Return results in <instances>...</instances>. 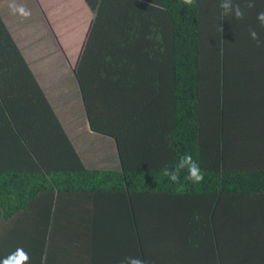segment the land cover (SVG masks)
<instances>
[{"label": "trees", "instance_id": "trees-1", "mask_svg": "<svg viewBox=\"0 0 264 264\" xmlns=\"http://www.w3.org/2000/svg\"><path fill=\"white\" fill-rule=\"evenodd\" d=\"M35 1L52 24V0ZM73 5L69 26L86 32L81 51L53 31L78 79L89 125L115 141L121 169L84 165L17 42H42L36 20L12 31L0 12V222L44 192L91 194L99 206L127 195L202 196L213 219L228 196L264 193V119L255 115L264 108V44L249 35L255 28L264 39L256 20L264 0L243 20L221 18L218 0H195L192 7L183 0ZM57 7H50L53 14ZM243 120L253 127L263 121L248 149ZM184 154L200 165L203 182L186 181V171L179 183L163 176L162 168ZM218 243L194 249L222 257L227 246ZM185 245L181 255L192 250Z\"/></svg>", "mask_w": 264, "mask_h": 264}, {"label": "crops", "instance_id": "crops-1", "mask_svg": "<svg viewBox=\"0 0 264 264\" xmlns=\"http://www.w3.org/2000/svg\"><path fill=\"white\" fill-rule=\"evenodd\" d=\"M34 1L19 0L17 4L31 10L30 19L36 20L37 35L47 36L51 44L59 45L55 48L63 51L53 31V28L57 29L63 37L75 42L70 50L78 52L86 32L69 26L76 9L73 0H52L58 4L57 14L51 11L53 3L50 7L48 3L52 24ZM74 1L82 3V0ZM0 12L5 18L1 5ZM9 15H6L9 17L6 22L13 31L18 27L16 20L13 25L9 20L19 15L11 12ZM17 42L42 86V77L29 62L33 56L29 54L27 57L25 52V47L32 50L38 44L22 45L19 39ZM64 55V62L69 64ZM47 58L48 64L54 62L52 56ZM74 85V96L82 104L79 111L74 109L64 114L63 110L70 107L67 105L69 99L63 102L64 96L58 98L45 93L84 165L90 169L120 170L115 141L92 130L77 77ZM255 115L264 119V108L257 110ZM243 121L245 124L242 122L240 132L243 137L250 138L244 144L248 149L256 127H262L264 120L257 121L255 127ZM96 140L100 146L108 147L109 153L97 155L93 151L94 147L98 148L94 145ZM81 142L85 144L84 148ZM122 198L114 206H99L91 194L44 192L25 211L11 220L0 222V258L22 247L29 255V264H121L126 256H141L146 264H264V193L228 196L215 219L211 216V209L204 211L206 203L202 196L139 194L134 200L129 195L126 201ZM130 200L132 203L128 205ZM209 242H214V246L216 243L220 245L218 242L227 246L222 257L218 254L208 256L194 249L198 243L208 245ZM184 243L185 248L191 244L192 250L181 255L178 250Z\"/></svg>", "mask_w": 264, "mask_h": 264}, {"label": "clouds", "instance_id": "clouds-1", "mask_svg": "<svg viewBox=\"0 0 264 264\" xmlns=\"http://www.w3.org/2000/svg\"><path fill=\"white\" fill-rule=\"evenodd\" d=\"M194 2L195 0H183V4L188 7H192ZM7 7L13 15H19L25 19L30 18L32 15L30 9L24 5L17 4L15 0H9ZM255 7L256 0H241V2H237V0H218L221 18L232 17L235 20H243L245 11L254 9ZM256 20L259 25L264 28V10L256 13ZM218 27L220 31H223L220 26ZM249 35L258 45L264 44V39L261 38V34L257 32L255 28L249 30ZM161 171L163 176L167 177L173 183L180 182L181 173L183 171L187 172V175L184 176L186 181L199 184L204 180V174L200 165L190 154L182 155L178 162L171 166H165ZM29 259L28 253L22 247H18L7 256L0 258V264H29ZM121 264H146V262L141 256H126L121 261Z\"/></svg>", "mask_w": 264, "mask_h": 264}, {"label": "rangeland", "instance_id": "rangeland-1", "mask_svg": "<svg viewBox=\"0 0 264 264\" xmlns=\"http://www.w3.org/2000/svg\"><path fill=\"white\" fill-rule=\"evenodd\" d=\"M15 2L17 3L19 2V0H15ZM7 4L8 3L5 0H0L1 11H3L5 19H9V17L6 15H9L10 13ZM15 17L10 18L9 21L13 25V21L16 20V26L22 25L30 20V18L25 19L19 18V16ZM76 21L77 19L73 21V24L75 23L76 28H79ZM55 44L53 42L51 44L48 37L44 35L42 36V42L38 43V45L34 44V46H37H35L32 50L30 49V47L25 48V52L27 57L29 56V54H32L33 57L31 59L29 58V61L34 64V67L40 74V77H42V86L47 95L57 96L58 98H62V96H64L63 102L66 99H69V103L67 105H70V107L63 110L64 114H67L74 109L79 111L82 104L77 100L76 96H74V93L76 94L74 85L76 76L74 73V69L71 68V66L67 64V62H64L66 61L63 57L64 54L59 47L58 49L55 48V46H59L58 44ZM57 50L61 52L57 53ZM71 51L75 53L76 50ZM50 56L54 58V62L48 64L45 59H48L47 57ZM103 141L106 142L105 139ZM98 142L99 141L97 140L94 142V145L98 148L94 147L93 151L97 155H101L102 152L109 153V148L100 146ZM81 144L84 148L85 144L83 142H81ZM108 144H110V142Z\"/></svg>", "mask_w": 264, "mask_h": 264}]
</instances>
